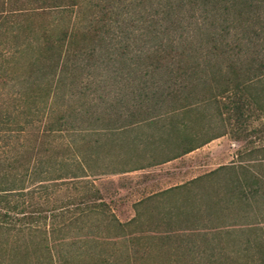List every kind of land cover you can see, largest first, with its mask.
I'll return each mask as SVG.
<instances>
[{
    "label": "trees",
    "instance_id": "obj_1",
    "mask_svg": "<svg viewBox=\"0 0 264 264\" xmlns=\"http://www.w3.org/2000/svg\"><path fill=\"white\" fill-rule=\"evenodd\" d=\"M255 83L262 85L255 90ZM228 94L237 123L245 109L264 117V0H0V264H72L66 248L101 257L79 245L104 222L115 240L128 229L127 257L134 264L140 242L141 256L167 253L170 264H264V145L245 150L250 166L222 165L153 195L165 203L152 225L137 224L138 212L120 224L90 203L95 195L83 194L71 225L64 224L63 207L53 216L64 224L53 229L56 242H33L41 229L27 224L47 217L26 214L33 205L17 199L26 184L60 181L88 189L91 174L105 173L98 164L107 151L103 137L114 147L117 137L139 126ZM218 137L185 146L163 163ZM126 158L128 167L117 173L154 166L135 167ZM229 173L234 178L222 190L207 185ZM199 183L205 189L191 191ZM252 250L259 258L240 257Z\"/></svg>",
    "mask_w": 264,
    "mask_h": 264
},
{
    "label": "rangeland",
    "instance_id": "obj_2",
    "mask_svg": "<svg viewBox=\"0 0 264 264\" xmlns=\"http://www.w3.org/2000/svg\"><path fill=\"white\" fill-rule=\"evenodd\" d=\"M261 85L262 83H255L253 87L257 90ZM230 97H232V94L216 97L213 100L206 99L199 102V106L196 109L168 115L158 120L154 125L139 126L132 133L117 137L119 142L117 141L114 147H110L109 140H106L110 136L103 137L102 141L107 144L105 148L107 151L106 154H102L98 164L104 165L103 170L105 173H95L96 175H94L90 171L89 174L91 175L87 179L91 185L88 189L75 190L72 187V182L61 183L60 181L45 182L41 187L37 186L39 184H26L23 197L17 196V199L25 200L27 201L26 204L30 203L33 205L28 210H25L26 214H33L35 217L40 214L41 217H47L46 220L41 219L40 221L27 224L29 227L38 226L41 229L40 232H34L33 235L38 238L33 242L43 238H49L51 245L54 241L56 242L59 238L56 233H53V229L64 224L71 225L73 223L71 222V217L76 214V212L72 214L74 209H76V201L83 194L95 195L91 199L92 201L90 200V203L102 205L100 208L105 210L107 215L113 216L120 224H126L138 212L141 223L137 224L152 225V221H158L156 215H158L157 213L160 209L158 208L159 203L160 206L165 203V201L158 203L156 200H152L153 195L168 188L183 185L193 178L204 175L222 165L250 166V159L246 157L245 150L264 145V132L261 134L250 133L249 131L257 127L259 129L264 128V117L261 116L260 119H257L245 109L244 115L246 117L242 122L237 123ZM261 104L263 105L264 103L262 102ZM257 114H260V112H257ZM180 122L183 123V128L177 129L175 134L168 131L170 130L168 126L175 125L177 128ZM168 123L169 125L166 127L165 125ZM238 124L242 125V128L248 127L247 130L237 127ZM162 126H164L163 129L161 128ZM238 128L241 130H237ZM152 135H154V139H152ZM168 135L170 136L168 137ZM158 136H162L163 140L160 142L156 141L155 139ZM215 136L219 137L176 160L163 163L166 158L171 157L175 153H180L185 146L202 144L206 139ZM165 137H168V140L164 139ZM112 140L115 141L114 138ZM119 143L120 145L118 146ZM127 156L131 160L129 165L140 167L150 161L149 163L154 164V166L128 173H117L116 171L128 165L126 163ZM89 165L92 168L94 163H89ZM229 177L234 178V175L229 173L225 176H218L217 179H214L213 184L207 185L214 189L220 188V191ZM204 189L205 185L199 183L191 191L199 192ZM175 198L170 197L169 200H174ZM60 207H63V212H65L64 216L66 219L64 224L60 218L53 217L58 215V213H62ZM152 215L157 218L155 217L152 220L150 218ZM92 223L97 224L96 221ZM100 224L105 227H100V231L91 237L89 243L85 246L79 245V247L81 246L80 249L88 251L94 249L96 253L101 254V257H96L95 255L80 257L76 249L66 248L65 251L73 256L70 262L72 264H104L101 260L107 257V264H134V261L127 257V254L132 251L128 241L131 239L128 229L120 232L121 238L115 240V231L112 227L106 226L105 224L108 223L105 222ZM260 224L264 228V222L262 221ZM78 225L72 226L67 231V234H65L67 238L74 234ZM130 232L133 235L136 234L134 230ZM49 234H51L50 237ZM138 235H141V233H138ZM253 235L251 234L249 238ZM95 242L98 244L97 249L92 247ZM143 245L140 242L136 250L135 258H140L138 264L169 263L167 262L169 257L167 253L159 255L155 253L152 255L151 250L149 256H141L139 253L144 251L142 250ZM52 249H54V245ZM34 250V248H31V256L38 255V252ZM215 254L216 258L221 257L220 252ZM206 255L208 254L202 256ZM259 255L260 253L252 250L251 252L241 253L240 257L243 260H247L248 258H259ZM174 264H184V262L179 259V262Z\"/></svg>",
    "mask_w": 264,
    "mask_h": 264
}]
</instances>
